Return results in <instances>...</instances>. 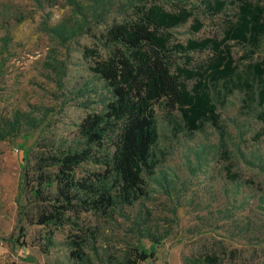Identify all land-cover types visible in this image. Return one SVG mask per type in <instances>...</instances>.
<instances>
[{"label":"rangeland","instance_id":"1","mask_svg":"<svg viewBox=\"0 0 264 264\" xmlns=\"http://www.w3.org/2000/svg\"><path fill=\"white\" fill-rule=\"evenodd\" d=\"M149 1L168 10L179 3ZM186 2L205 27L195 34L190 21L173 30L177 41L222 37L224 17L205 14L202 0ZM136 5L139 0H0V264H124L140 246L149 252L155 246L153 258L140 264H206L207 257L264 264V107L225 84L214 89L220 130L206 123L190 132L180 110L157 107L158 166L145 177L147 196L133 206L83 214L74 228L30 226L19 217L20 204L35 206L28 192L19 199L23 151L32 150L33 171L44 147H68L83 119L101 110L103 84L92 71L98 60L92 51L109 57L104 36ZM232 46L241 69L259 61ZM190 56L194 66L207 57ZM102 170L87 164L77 175ZM83 228L91 242L84 262L76 263L69 237Z\"/></svg>","mask_w":264,"mask_h":264},{"label":"trees","instance_id":"2","mask_svg":"<svg viewBox=\"0 0 264 264\" xmlns=\"http://www.w3.org/2000/svg\"><path fill=\"white\" fill-rule=\"evenodd\" d=\"M177 1L168 10L157 1L139 0L131 8L133 14L115 22L104 36L109 57L99 58L92 51L98 59L92 71L103 84L104 95L99 99L101 110L83 119L75 142L64 149L44 147L33 171H28L32 150L23 151L25 192L19 199L28 192L35 206L20 204L19 217L30 226L74 228L83 214L133 206L145 198V177L158 166L159 105L168 112L180 110L190 132L206 123L220 130L219 100L214 97L219 84L239 90L249 101L256 98L264 107V0H202L205 14L224 17L222 37L189 39L185 44L176 40L173 30L191 21L196 34L205 25L195 5ZM232 44L243 47L248 59L258 56L259 61L241 69L243 59H235ZM191 54L207 57L194 66ZM184 56L181 68L178 59ZM191 81L192 87L187 83ZM260 120L264 123V112ZM87 164L103 170L78 176L77 170ZM76 231L69 246L72 259L80 263L91 238L84 228ZM154 247L152 252L144 246L135 248L124 264L152 259ZM205 262L219 264L215 257Z\"/></svg>","mask_w":264,"mask_h":264}]
</instances>
